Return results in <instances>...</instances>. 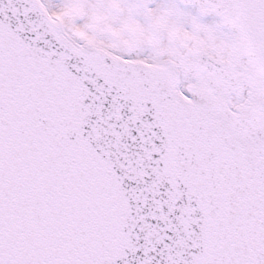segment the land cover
I'll use <instances>...</instances> for the list:
<instances>
[{
    "label": "snow or ice",
    "instance_id": "6c2138e0",
    "mask_svg": "<svg viewBox=\"0 0 264 264\" xmlns=\"http://www.w3.org/2000/svg\"><path fill=\"white\" fill-rule=\"evenodd\" d=\"M0 264H264V0H0Z\"/></svg>",
    "mask_w": 264,
    "mask_h": 264
}]
</instances>
